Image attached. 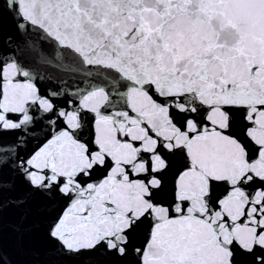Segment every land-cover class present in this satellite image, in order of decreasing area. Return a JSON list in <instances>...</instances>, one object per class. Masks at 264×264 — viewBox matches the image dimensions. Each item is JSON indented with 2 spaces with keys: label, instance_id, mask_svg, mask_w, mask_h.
I'll return each instance as SVG.
<instances>
[{
  "label": "snow or ice",
  "instance_id": "6c2138e0",
  "mask_svg": "<svg viewBox=\"0 0 264 264\" xmlns=\"http://www.w3.org/2000/svg\"><path fill=\"white\" fill-rule=\"evenodd\" d=\"M41 68L124 90L73 93ZM8 133L0 206L18 183L16 205L65 201L48 226L57 255L264 264V0H0Z\"/></svg>",
  "mask_w": 264,
  "mask_h": 264
},
{
  "label": "water",
  "instance_id": "95a60500",
  "mask_svg": "<svg viewBox=\"0 0 264 264\" xmlns=\"http://www.w3.org/2000/svg\"><path fill=\"white\" fill-rule=\"evenodd\" d=\"M5 32L13 30L11 19L7 13L3 17ZM95 71V69H91ZM44 74L54 73L56 76L69 80L68 90L76 92L77 86L84 90L90 88L92 84L104 83L106 90L110 91L111 99L114 102L120 100L118 92L124 89L113 90L108 87L106 81L97 77H85L79 74H68L56 72L51 68H41ZM107 71V70H102ZM42 87L56 88L57 84L45 80ZM73 107L78 104V97H72ZM119 107V104H117ZM91 119L92 114H85ZM19 133L3 134L0 138L2 144H14ZM40 131L32 133L26 145L17 148L21 156H26L32 148L36 147L38 140L32 137H39ZM176 169L168 173L167 179L169 188L175 175ZM24 195L23 186L18 183L14 192L6 193L3 199V206H0V255L3 256L7 264H109V258L100 255L92 257H82L78 259H67L55 253L54 245L48 238V226L51 220L65 207L63 200H48L39 194L30 196L23 205H16L10 201ZM244 264L243 258H241Z\"/></svg>",
  "mask_w": 264,
  "mask_h": 264
}]
</instances>
